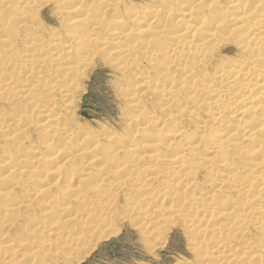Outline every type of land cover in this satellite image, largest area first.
<instances>
[{
    "label": "bare ground",
    "instance_id": "6f19581e",
    "mask_svg": "<svg viewBox=\"0 0 264 264\" xmlns=\"http://www.w3.org/2000/svg\"><path fill=\"white\" fill-rule=\"evenodd\" d=\"M16 1L8 5L13 3L12 0H0L3 18L0 24L3 29L0 30L2 33L6 31L0 42L3 46L0 47V105L11 101L10 105L20 108L13 116L14 120L3 125L0 122L1 133L14 126L13 131L0 140L5 145L3 150L6 149H0V233L8 235V229L20 219L18 211L24 209L27 214H22L19 229L29 237L21 242L10 239L13 244L10 241L2 243L27 246L32 252L28 254L30 260L27 264H58L59 259L63 263L74 251L76 243L86 246L94 234V240L111 234L115 220L107 217L141 214L143 218L139 226L143 232L147 228V235H153L154 240L160 238V231L164 232V228L182 223L188 230L184 231L193 237L192 251H197L206 238L208 241L205 242L215 241V250L211 247L213 252H210L213 255L208 257L213 260L210 264H264V71L253 68L255 61L261 60L264 65V0H227L225 6L220 5L222 0H148L152 3L148 11L127 6L126 0H61L62 3L72 2L67 12L74 14L69 20L74 30L62 35L47 31L39 22L41 7L54 0ZM25 8L31 9L30 14L23 11ZM228 9L234 15H227ZM109 13L115 14L112 22L106 20ZM170 19L175 28L168 27L173 24H166ZM128 24L134 27H128ZM18 32L20 37H30L28 42L24 40L26 44H22V49L14 43ZM228 44L236 46L241 55L247 53L246 56L217 63L213 77L206 84L195 86L194 79L204 75L205 71L201 75L196 72L208 68L221 47ZM96 59L116 69L124 81L123 90L130 87L128 79L133 74L141 75V69L146 65L152 69L155 81L164 75L161 80L168 84L165 89L148 85L149 78L145 77L138 83L140 90L126 96L136 114L134 121L140 117L148 118L143 125H154L157 133L166 128L167 136L161 144L156 136H148L146 149L152 154L141 152L134 155L133 135L101 129L98 137L93 139L90 135V152L97 151V155L89 157V164H98L97 168L82 172L83 159L78 161L79 169H75L73 161L85 152L75 150L74 154L65 155L67 143L70 144L75 131H71L66 122L59 125L61 129L55 128L57 123H49L58 118V113L52 111L54 95L61 94V99L71 95L72 102L68 99L62 102L73 106L79 95V81L88 68L94 69ZM170 68L173 70L168 74ZM176 73L181 82L191 78V85L185 87L178 80L174 85L173 75ZM179 90H184V94H179ZM144 93H149L146 97L156 94L158 102L163 99L160 108L168 112L160 121L146 112L140 101ZM201 96L208 98L201 101ZM15 98L21 103L15 102ZM201 102H206L207 106L202 113L210 110L209 121L206 125L190 127L188 122L190 119L196 121L197 117L191 116L198 115L203 106ZM236 108L238 124L230 126L228 119ZM35 111L42 117L37 123L41 124L39 128L49 132L46 136L48 144H36L35 150H31L32 156L27 155L30 152L26 149L18 155L19 152H10L9 148L21 142L15 140L17 136L36 124L27 122L18 129L20 123L35 115ZM172 111L178 114L173 116ZM9 116L0 113V121ZM238 126L242 132L238 141L252 142L247 150L242 143L232 140ZM189 128L192 130L189 142L181 144ZM27 137L28 134L22 136L24 140ZM56 140L59 144L52 149L51 144ZM44 147H51L52 153L47 158L41 154ZM170 148L174 151L165 154ZM3 153L7 155L3 157ZM243 157L256 159L245 161ZM145 160L148 165L142 164ZM42 163L50 168L43 170ZM62 174L69 184L59 187L57 182ZM109 179L114 180L109 182ZM129 179L134 184L141 181L136 187L139 193H144L134 202H126L119 211L116 193L127 186ZM160 180V184L166 186L160 192L142 190V187L147 189L159 184ZM214 182L218 188L206 191ZM178 185L182 186L181 193L175 191ZM16 188L22 190V198L16 197ZM185 190L191 195L185 197ZM58 198L66 200L65 204L58 206ZM157 200H161L160 203L167 201L169 207H148L150 202L153 204ZM74 202L83 205L74 208ZM36 209L40 210L39 217L42 216L39 219L36 218L39 214ZM43 216L51 220H45ZM87 220L93 226H88L90 222ZM159 221H163L162 224ZM251 230L258 237L254 239L248 235L251 239H245ZM50 232L53 239L38 242L31 238L44 233L51 235ZM44 248H54L52 255L59 258L47 259ZM58 249H67L66 254L56 252ZM246 253L248 258H244ZM207 255L200 254V264H208L204 261ZM85 256L86 252L82 253L74 263ZM12 262L10 256L3 260V264Z\"/></svg>",
    "mask_w": 264,
    "mask_h": 264
},
{
    "label": "rangeland",
    "instance_id": "374dc122",
    "mask_svg": "<svg viewBox=\"0 0 264 264\" xmlns=\"http://www.w3.org/2000/svg\"><path fill=\"white\" fill-rule=\"evenodd\" d=\"M12 4H8V5H13L15 4V2H17L16 0H12ZM127 2V6L136 8V9H142L144 8L145 11L151 10V4L148 0H126ZM221 4L220 5H227V0H222L220 1ZM10 3V1H9ZM71 1L69 2H65L62 3V1L60 0V2H58V0H54L52 3H49L48 6H42L41 9L39 10V22L42 23V26L47 30V31H52V33L54 34H60L62 35L64 32H69L71 30H74V28L72 27V25L69 24V20L74 16V14H70L68 13V7L71 6ZM18 5V4H17ZM99 6V5H97ZM103 6V5H102ZM101 6V7H102ZM100 7V8H101ZM227 7V6H226ZM221 8L218 9V11H220ZM25 13L30 14L31 9L25 8L23 10ZM27 14V16H28ZM1 15V14H0ZM227 15H234L233 11L231 9H228ZM1 20H0V24H2V15L0 16ZM158 18L160 19L161 16H158ZM157 19V17H156ZM106 20L108 22H112L115 20V14L113 13H109L106 16ZM161 21L163 20L160 19ZM168 23V25L173 24L171 26H168L169 28H175V24L173 22V20L170 19V22L167 21L166 24ZM2 27V25H0V28ZM9 27L12 28V24L9 25ZM128 27H134V25L132 24H128ZM8 28V29H11ZM168 28V29H169ZM3 28H1L2 30ZM0 30V42L3 38V36L5 35L6 31H2ZM19 33V32H18ZM17 38V39H16ZM106 38L107 35H106ZM19 39V40H18ZM22 40V42H20ZM24 40L26 42H28L30 40V37H24L21 36L20 37V33L18 37H15L14 39V43L17 44L19 46L20 49H22L23 45H24ZM16 41V42H15ZM23 44V45H22ZM26 44V43H25ZM0 47H3L0 43ZM247 53H244L242 55L246 56ZM240 54V52L237 50L236 46L232 45V44H228V45H223V47H221V49L218 51V53L216 54V59L212 61V63L210 65H208V68L206 67L205 69H201L198 72H196L197 75H201L202 71L204 75H202L199 78L194 79L193 84L195 86H201V84H206L207 81L213 77V74H215V72L217 71V69L215 68V66H217V63H222V62H226L227 60H232L233 58H236L237 56L241 57L242 56ZM97 61V65L91 69H87L85 71V74L83 76L82 79H80L79 81V85H80V90L77 91L79 92V97L77 96L75 99V109L73 108V106L71 105H67L64 104L62 102V100H69L72 102V100H70L69 98L71 97V95H69V97H63L62 99L60 98L61 94H56V96L54 95V101L52 104V111L53 113L55 112L58 113V118H55L57 120L52 121L53 123H49V124H58L57 127L58 129H61V126L63 122L67 125V127H69V129L71 131H75L72 136H71V141L70 144L67 143V147L65 149V155H69L70 154H74V151L76 150H83V152H85L84 154H82L83 156L75 158L74 159V166L75 169H79L80 165L78 164V161H83L81 169L82 172H86L87 170H91V171H95L97 168L98 164H89L90 159L89 157L96 156L97 155V151L96 153L94 152H90V143L92 141V138L90 137V135L92 134V137L94 139V137L96 138V136L98 135V133L101 131V129H108L111 131H116L117 133L120 134H124V133H129L131 135H133V142L134 144H136V149L135 151H130V153L133 152L134 155H137L141 152H144L145 154H152L150 152V150L146 149V145H147V139L148 136H156L157 137V141L159 144L165 142L166 140V128H163L161 130H159V133H157L158 129L154 128V125H149L146 126L145 124L143 125V123H145V121L148 120L147 119H143L142 117H140L137 120H133V116H135L136 114L133 112V107H131V104H128V100H127V94H129L130 92H138L140 90L138 83L140 82V80H142L143 78H149V83L148 85H152V87L154 85H157L159 87H162V89H165L166 86L168 84H165L163 79L161 80V78L164 76H160V78L158 80H154V73L152 71V69L149 66H144L142 70V74L140 75H135L128 79L129 80V84L130 87L126 86V88L123 90L122 86L124 84V81L121 80V75L116 71V69L112 66L107 65L105 62H100L99 59H96ZM261 60L259 61H255L253 62V68L255 70H259V71H264V65H262ZM106 66H105V65ZM187 65V64H186ZM223 65H225V63H223ZM260 66H262L260 68ZM204 68V67H202ZM23 70V69H22ZM171 70H173L172 68L167 69L168 74L169 72H171ZM136 71V70H135ZM135 71L133 73H135ZM8 72H11L10 70ZM140 72V71H139ZM51 73H48L47 75H49ZM21 75V74H19ZM22 76V75H21ZM174 76V85L177 84L175 83L177 80L182 83L185 87L190 86L192 83V79L190 78H186L183 79V81L181 82V80H179L180 76H177V73ZM12 77L16 78L15 74H12ZM8 78V77H7ZM27 80L30 81V78L27 77ZM126 79V78H125ZM124 79V80H125ZM185 81V82H184ZM188 82V83H187ZM254 82V80L251 82V84ZM136 83V85H135ZM187 83V84H185ZM209 84V83H208ZM211 86V85H208ZM120 87V88H119ZM179 87V86H176ZM184 91V90H183ZM179 90V94H184V92ZM75 92V93H77ZM144 92V91H143ZM74 93V91L72 92ZM74 93V94H75ZM72 94V95H74ZM149 93H144L140 96V101H142V105L145 106L146 112L150 113L149 116L151 117H156L157 119H159V121L161 120V117L165 114H167L168 111L162 110V105L164 104L163 99H161L159 102L156 100L158 98V96L155 97V95H150L149 97H146ZM75 96V95H74ZM206 96V95H205ZM205 96H201L200 99L201 101L206 100ZM205 97V98H204ZM15 102L18 101L17 98L14 99ZM60 101V102H59ZM13 102L9 101L7 103H4L2 105H0V113L4 114L7 113L10 116L4 118L2 121H0L3 125L4 122L9 121V120H14L13 116L15 114H18L17 112H19L18 110L20 109L19 106H13L10 105ZM18 103H21V101ZM56 103V104H55ZM58 103V105H57ZM203 104V106H201L200 111L198 112V115H193L191 117H197L196 121H193L192 119L189 120L188 124L190 125V127H192L193 125L196 126H202V125H206L208 123V115L210 113V110L208 111V113H202L206 108V102H201ZM64 104V105H63ZM56 105V106H55ZM54 109V110H53ZM188 109H190V106H188ZM174 110V109H172ZM237 110V108L235 109V111ZM135 111H137V108H135ZM233 111V110H232ZM234 112V111H233ZM35 115H31L32 117H29L28 115V119L25 121V123H20L18 126V129H22V125H25L27 122H33L36 123L35 125H32L30 127H28L24 133L20 134L17 136V138L15 140H21V142H19L18 145L12 146V148H9L10 152L17 153L18 154H22L23 149H26L28 153L27 155L32 156L31 154V150H35L34 146H36V144H43L46 145L48 143L47 139L48 137H46L47 135H49L47 132L42 131L41 128H39V126H41V124H37L39 123V121L42 120V117L39 115L38 111L34 112ZM178 113L175 111H172V115H177ZM237 114L238 111H236L233 115H231L230 119H228L229 121V125L230 126H236L238 124L237 120ZM38 115V116H37ZM177 119V118H176ZM183 121H185V119H182ZM130 121V122H129ZM158 121V120H157ZM156 121V122H157ZM182 124V123H181ZM137 125V128L135 129L134 127ZM14 127V126H13ZM13 127H9L6 128V131H2L1 135H0V140L2 139L3 135L5 134H9L13 131ZM240 126L237 127V130ZM17 129V128H16ZM41 129V130H39ZM135 130H137L135 132ZM51 131V130H49ZM191 128H189V131L187 133L186 138L181 142L182 143H187L189 142L188 139L191 135ZM214 131V129H213ZM86 132H88V134H86ZM59 133V132H58ZM25 134H28V139L24 140L22 138V136L24 137ZM101 135V133H99ZM85 135V136H84ZM242 132L241 131H237L232 140L235 141L236 143H242V147L247 150L249 149V147L252 145L251 141L248 140H244V141H238V139L241 137ZM63 137V136H62ZM98 137V136H97ZM24 140V141H23ZM81 140V141H79ZM78 141V142H75ZM76 143L75 145H73V143ZM45 143V144H44ZM59 142L58 140H56V142H54V144L52 145V149L56 148L58 146ZM2 146V147H1ZM5 147V145L3 144V141H0V149L3 150V148ZM16 148V149H15ZM6 149H4L3 151H5ZM174 150L172 148L168 149V151L165 152V154H171V152H173ZM68 152V153H67ZM51 147H44L42 148V156L44 158H47L50 154H51ZM203 153V152H202ZM7 153H3V157L6 156ZM14 156V154H13ZM200 156H202V154H200ZM2 157V159H3ZM64 156H62L61 158H63ZM1 158V157H0ZM123 159V158H122ZM243 159H245V161H253L256 158L251 157V158H245L243 157ZM1 160V159H0ZM89 160V161H88ZM43 161V160H42ZM86 162L88 164V167L86 166ZM148 160H145L142 164L144 165H148L147 164ZM80 163V164H81ZM43 164V170L50 168L49 165H47L46 163H42ZM41 165V164H40ZM31 166V164L29 165ZM42 166V165H41ZM83 167V168H82ZM38 174V173H37ZM37 174H35L37 176ZM64 176V177H63ZM220 179V177H218ZM109 182H113L114 179H109ZM141 181H139L138 183H133L131 179L127 180V186L124 188H120L118 190V192L116 193V207L117 209H120L119 211L123 210V206L126 205V202H134L135 199L140 198L141 194L144 193V191H140L141 193H139V189H137V185L140 183ZM163 182V180H162ZM203 182V180H202ZM52 183H54V180L52 178ZM161 183V180L159 182V184ZM217 183V181H216ZM216 183L214 182L213 185H210L206 191L209 190H213V188H218ZM57 184H59L58 186H64L67 185L69 183H67V180H65V175L62 174V177L59 179V181L57 182ZM157 184V185H159ZM71 185V183H70ZM156 184L151 185V187H148L147 189L144 187H142V190L145 189V192L153 190L154 192H160V190L164 187H166L165 185H159L157 186ZM216 185V187H215ZM33 186V184H32ZM72 186V185H71ZM157 186V187H155ZM17 187V186H16ZM26 187V186H24ZM30 186L28 185L27 189ZM56 188V187H55ZM140 188V187H139ZM156 188V189H155ZM182 186H176L175 191L180 192L181 191L179 189H181ZM17 189V188H16ZM32 189V188H31ZM18 190V189H17ZM26 190V189H24ZM138 190V191H137ZM22 190H18L17 191V198H22L21 196L23 195V192L21 193ZM151 193H154V192ZM218 191V189H217ZM222 193L224 192L223 189L221 190ZM220 191V192H221ZM186 193V194H185ZM189 193V194H188ZM185 197H188L187 195H191V192L189 190H185L184 192ZM138 196V198H137ZM15 200V197H14ZM161 200H157L155 201V203L150 202V204L148 205V207H154V205H159L158 207L155 206L156 208H160V209H167L169 207L168 202L166 201L163 203H160ZM66 200L62 199V198H58L56 199V204L58 206H60L61 204H65ZM5 203V202H4ZM8 202H6L7 204ZM158 203V204H157ZM73 207L75 208H81V206L83 204H78V203H72ZM75 204V206H74ZM78 204V205H77ZM144 203H141V205L143 206ZM217 205H214V208H216ZM144 209H148V208H144ZM149 210V209H148ZM147 210V211H148ZM39 211V212H38ZM36 209V214L39 213L36 217L37 219L41 218L40 216V210ZM19 213H17V216L20 217V219L22 218V214H27L25 212L24 209H20L18 211ZM34 212V213H35ZM121 213V212H120ZM165 214V212H164ZM121 215V214H120ZM120 215H118L120 217ZM124 216V217H123ZM121 215V217L125 218V219H121L119 217H107L110 219L115 220L114 221V226L112 228L114 229H110L111 234L103 237L100 240H94L95 238V234L93 235L94 237H91L89 239H91L90 243H87L86 246H84L83 244L80 243H76L77 245H75L73 247L74 251H72L71 253H69L70 255H67V261L61 263V260L59 259V263L58 264H180V263H184V264H200L199 263V258L201 259L200 254H205L207 253V259H205L204 261H206L208 264L211 263V258L209 259L208 257L213 254H211L210 252H213L211 250V247L214 249V246L216 245V242L211 240L210 243L209 242H205L202 244H199V249H196L197 251H192L190 247L191 246V242L193 239V237L188 233L185 232L187 229L186 227L181 223H176V224H171L170 226L164 228V232L160 231V240L159 239H153V235L148 236L146 232H149L148 229L146 228L145 232H143L142 228L139 226V223L142 222V216L141 214H135V215H129V217H127L125 214ZM126 216V217H125ZM44 217V216H43ZM20 219H17L16 222L14 223V225L8 229L10 230L8 232V235L3 236L2 232L0 233V247H1V252H0V264H3V260L4 258H9L12 257L13 258V262L12 264H27L30 260V256H28L29 252L32 253L30 251V249L27 246H23V245H5L4 241H10V239H13L16 242H21L22 240H25L27 237H29V235L23 234V232H20ZM45 220H51L48 217H44ZM118 221V222H117ZM90 222V220H87V223ZM160 222L163 221H159V224H162ZM205 222V221H203ZM19 224V227L17 226ZM116 224V226H115ZM200 226L203 225V223L199 224ZM88 226H93V223H89ZM15 227V229H14ZM17 227V229H16ZM150 227V226H149ZM13 228V229H12ZM170 230H168V229ZM184 229H186L184 231ZM163 230V229H160ZM188 231V230H187ZM255 231L251 230V233L247 234L245 236L246 238H249V236H253L252 238L256 239L258 237V235H256V233H254ZM48 235L46 233L44 234H38V235H34L33 237L31 236V238H33V240L38 242L40 241H45L48 239H53L52 237V232H50ZM249 235V236H248ZM148 236V237H147ZM163 236V237H162ZM251 239V238H249ZM94 240V241H93ZM157 240V241H156ZM202 240V239H201ZM86 241V240H83ZM153 241V242H152ZM208 241V239L206 240ZM11 242V241H10ZM12 243V242H11ZM206 243V245H205ZM13 244V243H12ZM52 246H54V243L52 242ZM58 246V244L56 245ZM204 247V248H203ZM70 249V248H68ZM54 250V248H44L43 251L47 252L48 255L46 256L47 259H57L59 257H55L52 254L54 252H52ZM211 250V251H210ZM215 250V249H214ZM67 251V249H58L56 250V252L59 253H64ZM86 252V256L81 260L78 261L77 263H74L75 258H77L79 255H81L82 253ZM200 254H199V253ZM205 252V253H204ZM245 252H248V250H246ZM196 253V254H195ZM210 253V254H209ZM249 253V252H248ZM248 253H246V257L244 258H248L247 255H249ZM199 254V256H197ZM210 256V257H211ZM41 257V256H40ZM264 257H262V260ZM198 260V262H197ZM244 261H246L244 259ZM243 262V260H242ZM250 263V262H249ZM251 264V263H250Z\"/></svg>",
    "mask_w": 264,
    "mask_h": 264
}]
</instances>
